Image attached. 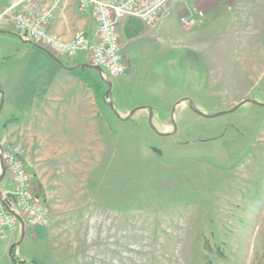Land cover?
<instances>
[{"label":"rangeland","instance_id":"obj_1","mask_svg":"<svg viewBox=\"0 0 264 264\" xmlns=\"http://www.w3.org/2000/svg\"><path fill=\"white\" fill-rule=\"evenodd\" d=\"M171 1L151 23L131 18L140 35L121 77L73 71L99 114L80 142L71 115L85 86L62 80L58 117L43 108L35 126L47 65L0 30V141L25 114L32 127L15 138L35 148L20 147L51 220L0 239V264H264V0L260 13L247 0ZM11 187L5 175L0 190Z\"/></svg>","mask_w":264,"mask_h":264},{"label":"built area","instance_id":"obj_2","mask_svg":"<svg viewBox=\"0 0 264 264\" xmlns=\"http://www.w3.org/2000/svg\"><path fill=\"white\" fill-rule=\"evenodd\" d=\"M26 1L17 0L6 11L18 9L13 13L15 34L53 58H85L90 67L100 70L102 81L108 83L125 71L119 46L120 21L135 18L151 23L166 8L168 0H77L79 11L93 16L96 29L93 37L80 33L67 42L48 30L55 6L38 11L33 5L23 6ZM2 168L12 187L0 190V239L7 233L22 234L30 228L47 227L51 221L49 209L32 188L20 147L0 145V177Z\"/></svg>","mask_w":264,"mask_h":264},{"label":"crops","instance_id":"obj_3","mask_svg":"<svg viewBox=\"0 0 264 264\" xmlns=\"http://www.w3.org/2000/svg\"><path fill=\"white\" fill-rule=\"evenodd\" d=\"M17 0H4L2 4H0V30L6 36L11 37L12 39L17 42L19 45L18 48H28V52L31 54V58L36 62L35 65H47L46 70H40L39 68L36 71H39L38 74V82L33 81V85L39 88L41 86V81L45 78L46 74L49 72L50 69H53V66H56L55 71L52 73L51 77V84L48 85L46 90H42V93L39 95L38 89L36 91V96L34 97L35 107L32 108V113L29 116L32 123L36 126V120L39 119L42 115L41 110L45 108L46 117L54 120L56 116V112L58 110V106L60 104V90L59 86L63 87L64 82H70V87L73 86V82L76 84H80L83 90L85 86L86 91V98L87 100V110L85 109V94H81L77 96L78 102V111H75L71 115V119H73V129L74 135H78L79 142L81 141V134L80 132L83 131L84 139L86 140V131L84 129L86 122L90 124L93 118L99 116L96 111H93V104H92V91L90 87L83 81L79 80L78 78L73 76V71L75 69L81 68L84 65H88L87 60L83 57H78L74 59H66V58H53L45 51L29 44L23 42L14 32V22L13 16L14 12L18 9H14V11L6 12L13 4H15ZM101 1H111V0H101ZM178 0H172L170 3L169 10L171 8H175V3ZM248 6L251 7L249 10L253 13H260V9L257 8L261 5V0H247ZM33 5L36 7L38 11H45L50 9L51 7L55 6L53 11L52 18L48 25V30L54 36L60 38L63 41H71L75 35L77 34H85L88 37H93L96 29V25L94 23L93 16L89 13H82L79 11L78 8V1L77 0H27L23 6ZM253 7H255L253 9ZM168 11H166L167 13ZM161 16V18L157 21V28H161L168 17V14ZM138 23L135 19L125 18L120 21L118 25V34H119V46H120V53L122 57L125 59L128 65H132L134 63V59L130 51L126 50L127 45L130 41H133L136 37L140 35L138 32ZM30 47V49H29ZM57 65H66L65 68L59 67ZM94 69V68H93ZM44 82V81H43ZM41 83V84H40ZM68 85V83H66ZM54 87H56L54 89ZM39 97V98H38ZM47 105V106H46ZM26 115L20 120L18 118H12L8 121V128L6 130L5 135L2 137L0 141V145L3 146H18L24 147L30 153L35 149L34 147H26L21 142L17 143L16 141H20V138L16 137V129H20V133L24 134V130L28 132L32 125H25L24 121L26 119ZM131 118V117H130ZM22 120V121H21ZM166 128V127H165ZM167 128H171L168 126ZM90 135V130L88 131ZM88 140H91V136H89ZM9 144V145H8ZM3 180V179H2ZM2 182V181H1ZM0 182V183H1ZM13 233L11 236H14ZM18 234V233H17ZM19 235V234H18Z\"/></svg>","mask_w":264,"mask_h":264},{"label":"water","instance_id":"obj_4","mask_svg":"<svg viewBox=\"0 0 264 264\" xmlns=\"http://www.w3.org/2000/svg\"><path fill=\"white\" fill-rule=\"evenodd\" d=\"M94 69L97 70V71L99 72V74H100V70H99V69H97V68H94ZM109 92H110V90H109ZM244 103H245V102H244ZM244 103H241V104L237 105L236 107H234V108H233L232 110H230L229 112H234V111H236V110H237L240 106H242ZM252 103L255 104V105H257V103H255V102H252ZM260 106H264V105H261V104H260ZM139 109H140V108H139ZM142 109H144V108H142ZM136 111H137V109L131 111L130 114H129V116L126 117L124 120H129L130 117H131ZM223 114H225V112L218 113V114L214 115L213 117H217V116H220V115H223ZM4 177H5V172H4V169L2 168V175H1V177H0V182H1V180H2ZM22 237H23V234H22ZM18 244H19V243L13 245V246L9 249V256H10V257H11L12 249H13L16 245H18ZM12 261H14L13 258H12ZM14 264H16V263H14Z\"/></svg>","mask_w":264,"mask_h":264},{"label":"flooded vegetation","instance_id":"obj_5","mask_svg":"<svg viewBox=\"0 0 264 264\" xmlns=\"http://www.w3.org/2000/svg\"><path fill=\"white\" fill-rule=\"evenodd\" d=\"M109 89L108 90H105L102 94V100L103 101H106L108 99V96H109Z\"/></svg>","mask_w":264,"mask_h":264}]
</instances>
